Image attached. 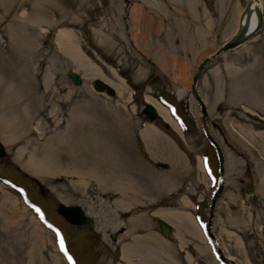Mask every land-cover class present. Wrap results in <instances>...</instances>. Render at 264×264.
Returning <instances> with one entry per match:
<instances>
[{
    "label": "rangeland",
    "instance_id": "1",
    "mask_svg": "<svg viewBox=\"0 0 264 264\" xmlns=\"http://www.w3.org/2000/svg\"><path fill=\"white\" fill-rule=\"evenodd\" d=\"M194 1L198 10L191 12ZM259 1L258 31L209 61L196 85L223 156L222 188L211 210L219 163L190 83L196 66L238 30L245 0H0V114L7 120V127L0 122V137H14L0 157V264H139L121 251L131 240L126 231L139 222L170 246L149 254L155 264H226L220 255L233 264H264ZM157 14L162 21L149 20ZM61 31L72 36L80 65L58 44ZM67 70L79 74L81 86L68 80ZM94 80L110 92L95 91ZM117 85L120 92L112 88ZM144 102L161 107L170 121L158 115L150 122L140 112ZM148 128L162 138L149 139L148 132L143 138ZM95 129V139L100 135L111 148L108 165L97 169L123 177L129 188L122 208L117 192L88 170L61 173L71 163L72 144ZM31 158L42 159L50 174L27 170ZM58 203L87 204L93 225L112 218L119 228H103L106 243L85 225L67 223L55 210ZM178 214L190 217L194 232L173 222ZM156 217L170 219V237L160 234Z\"/></svg>",
    "mask_w": 264,
    "mask_h": 264
},
{
    "label": "bare ground",
    "instance_id": "2",
    "mask_svg": "<svg viewBox=\"0 0 264 264\" xmlns=\"http://www.w3.org/2000/svg\"><path fill=\"white\" fill-rule=\"evenodd\" d=\"M252 2H253V4L257 5L259 8H261V3H260L259 0H252ZM190 9H191V12L198 10V7H197V4H196L195 1L192 2V5H191ZM143 11L146 13V14L143 15V19L144 18L146 19V16H147V13H148V9H146L144 7ZM151 11L152 12H156L155 9H153ZM245 15H246L245 10H243V12L241 13L240 18H239L238 29L244 23ZM156 18L159 19L160 21H162V17H161L160 14H157L155 17H152V19H149V20H155ZM145 21H146V24H148L147 20H145ZM255 22H256V15H255L253 9H251L250 10V16H249V19H248V27H247V29L250 30L254 26ZM205 23H206L207 27H209L211 21L208 19ZM157 24H158V22H157ZM160 27H162V26H160ZM56 40L58 41V44L60 46H62V50L65 52L64 54L69 56L76 63V66L80 65L81 62H80L79 59H81V58L78 55L79 52L77 53L76 50L74 49L72 36L70 34L66 33V32H62L61 31V32H59L56 35ZM138 41H140V40H138ZM117 86H112V88H114V90L116 92H120V89H121L120 86L121 85H117ZM153 107L155 108V110L158 113V115L161 118H163V120H166V121L169 120L168 116L165 114V111L161 107L154 106V105H153ZM5 121H7V120H5L4 116L2 114H0V122H1V124L4 127H7V123ZM7 129H9V128H7ZM95 131H96V129H95ZM95 133H96V135H90V136L84 137V138H82L80 140H77L76 143L72 144V146H71L72 151L70 150L72 152V155L70 157V162L71 163H70L69 166L68 165H64V167L62 168L61 173L64 174V175L65 174H73V175H75L76 173H80L81 174V173H84L85 170H88L86 172L91 173L96 178L98 183H101L100 185H102L104 187H109V188L115 190V192H117V198H118V201H119L118 203H120L119 206L121 207L122 204H125L124 203V198L126 197L127 190L129 188L127 189V184L123 181L124 180L123 177L121 178L119 175L111 176L110 172L108 170H106L104 172H101L100 170L97 169V167L99 165L102 167V169L105 166L108 165L107 164L108 163L107 158L109 157V154L111 153V148H110L108 143L101 142V139L99 138L100 135H98V139H95V137L97 136L98 132L96 131ZM144 133L148 134L147 137L149 139H151V138L161 139L162 138L154 130H151L149 128L145 129V131H143V134H142L143 138L146 137V136H144L145 135ZM11 140H14L13 136H12L11 139H10V137H8V139H6V138L3 137V135L0 137V142L2 143V145H4L3 143L9 142ZM26 167H27V170L32 171V173L35 174L36 176L37 175L40 176V175H42L45 172L47 174H50V172H49L50 170H48V168L46 167V164L43 163L42 159L40 161L39 159L31 158L26 163ZM96 171H99L98 172L99 174ZM78 205L82 208V210L84 211L86 216H88L89 218L91 216H93V211L90 208V206H88L87 204L86 205L85 204H78ZM174 217L175 218H172L173 222L174 221L176 222V220H177V222L179 224L182 223V225L184 227V231L187 230V231L194 232V229H195L194 228V224L192 223L190 217L187 214H178V215H175ZM44 218H45V216H44ZM162 218H165V217H162ZM165 220H166V218H165ZM114 221H113L112 218H104V220L101 222L100 225H97L96 222L93 225L94 231H96L99 234H101L100 235L101 236V240L105 241L106 243H108L110 240L107 238L108 236L106 237V235H104L102 233L103 228H105L106 226H109L110 230H112V231L114 229L116 230L117 228H119V224L120 223L118 221H115V222ZM169 221H170V219H169ZM146 228L147 227H145V225H143V224H140V222L137 223V224H133V223L131 224L130 228H128V230L126 231V235H130L131 236V238H130L131 240L127 241V242H124L122 244V246H121L122 258H124L125 260L126 259L127 260L131 259V260L134 261V263L137 262L139 264H155L153 256H150L149 254H151V252L155 251V250H158V251L160 250L161 251V250H169L170 249L169 244L162 242V240L161 241H157L156 236L149 230L150 228L149 229H146ZM141 241L149 242V244H151V245H152V243H155V244H153V246H150V245L142 246L141 250H139L140 248L138 247L137 244L139 242H141ZM142 251L146 252L145 255L149 256L150 258L149 257H145L144 259H142L141 257L139 258L138 257L139 256L138 253L140 254ZM226 259H228V258H226ZM133 261H131V262H133Z\"/></svg>",
    "mask_w": 264,
    "mask_h": 264
},
{
    "label": "water",
    "instance_id": "3",
    "mask_svg": "<svg viewBox=\"0 0 264 264\" xmlns=\"http://www.w3.org/2000/svg\"><path fill=\"white\" fill-rule=\"evenodd\" d=\"M245 6H244V10H245V21L244 23L241 25V27L234 33V35L228 39L227 41L223 42L212 54L208 55L207 57H205L197 66L196 69L191 77V83H190V94L191 97L193 98V100L197 103V105L199 106L200 109V123H201V128L203 129L204 132V136L207 139V141L213 146L215 152H216V156L218 159V163H219V180L217 183V187L216 190L212 196V204H211V210L213 209V202L217 196V194L221 191L222 188V160H223V156H222V152L221 149L219 147V145L217 144V142L213 139V137L211 136V134L209 133V130L207 128V125L205 123L206 120V110H205V106L203 104V101L201 100L197 89H196V85H197V81L199 79V75L203 69V67L212 59H214L215 57H217L219 54L231 50L237 46H239L240 44H242L243 42H245L247 39H249L250 37H252L260 28L261 23H262V11L261 8H259L257 5L253 4L252 0H245ZM253 9L255 15H256V22L254 24V26L248 30V19L250 16V10ZM66 77L68 78V80L75 86H81V77L79 76V74H77L76 72L72 71V70H67L66 71ZM92 88L95 91H103L106 90L107 92H110L109 88L100 80H94L92 82ZM141 114L145 115L148 120L150 122L154 121L158 114L155 110V108L147 103L144 102L142 108L140 109ZM4 155V148L3 145L0 142V157H2ZM246 192L249 193L251 195V202H254L256 199V196L252 193L253 191V187L249 186L246 189ZM56 212L57 214H59L67 223L72 224V225H81L83 223H86L87 227L95 233L94 231V227H93V221L91 220V218H89L88 216L85 215L84 211L82 210V208L76 204V205H65L63 203H58L56 205ZM155 222L158 225L160 234L165 237L168 238L171 236V227L169 226V224L165 221H163L160 218H155L154 219ZM220 260L226 264H233V262L231 260L226 259L225 257H223L222 255H220Z\"/></svg>",
    "mask_w": 264,
    "mask_h": 264
},
{
    "label": "flooded vegetation",
    "instance_id": "4",
    "mask_svg": "<svg viewBox=\"0 0 264 264\" xmlns=\"http://www.w3.org/2000/svg\"><path fill=\"white\" fill-rule=\"evenodd\" d=\"M86 226L87 227V225H86V223H83V224H81V225H77V226ZM88 228V227H87ZM89 229V228H88ZM90 230V229H89ZM91 231V230H90ZM160 232V231H159Z\"/></svg>",
    "mask_w": 264,
    "mask_h": 264
},
{
    "label": "snow or ice",
    "instance_id": "5",
    "mask_svg": "<svg viewBox=\"0 0 264 264\" xmlns=\"http://www.w3.org/2000/svg\"><path fill=\"white\" fill-rule=\"evenodd\" d=\"M61 250H63V241H61ZM71 259V258H69Z\"/></svg>",
    "mask_w": 264,
    "mask_h": 264
}]
</instances>
